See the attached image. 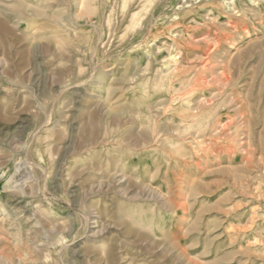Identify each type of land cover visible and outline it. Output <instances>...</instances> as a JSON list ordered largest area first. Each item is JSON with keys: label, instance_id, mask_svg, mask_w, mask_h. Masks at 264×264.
<instances>
[{"label": "rangeland", "instance_id": "obj_1", "mask_svg": "<svg viewBox=\"0 0 264 264\" xmlns=\"http://www.w3.org/2000/svg\"><path fill=\"white\" fill-rule=\"evenodd\" d=\"M0 264H264V0H0Z\"/></svg>", "mask_w": 264, "mask_h": 264}, {"label": "bare ground", "instance_id": "obj_2", "mask_svg": "<svg viewBox=\"0 0 264 264\" xmlns=\"http://www.w3.org/2000/svg\"><path fill=\"white\" fill-rule=\"evenodd\" d=\"M184 35V34H183ZM178 45V44H177ZM181 55V54H180ZM174 57V56H173ZM181 58V57H180ZM180 58H177V59H180ZM163 79V78H162Z\"/></svg>", "mask_w": 264, "mask_h": 264}]
</instances>
